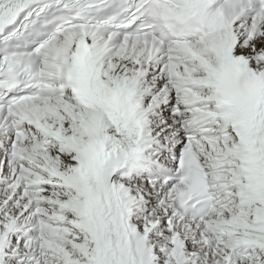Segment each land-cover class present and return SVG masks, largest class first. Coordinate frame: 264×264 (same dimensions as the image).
I'll use <instances>...</instances> for the list:
<instances>
[{"label": "snow or ice", "instance_id": "obj_1", "mask_svg": "<svg viewBox=\"0 0 264 264\" xmlns=\"http://www.w3.org/2000/svg\"><path fill=\"white\" fill-rule=\"evenodd\" d=\"M0 264H264V0H0Z\"/></svg>", "mask_w": 264, "mask_h": 264}]
</instances>
